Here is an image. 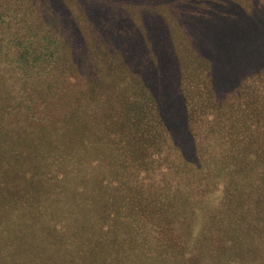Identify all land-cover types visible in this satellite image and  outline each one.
Masks as SVG:
<instances>
[{
	"label": "trees",
	"instance_id": "trees-1",
	"mask_svg": "<svg viewBox=\"0 0 264 264\" xmlns=\"http://www.w3.org/2000/svg\"><path fill=\"white\" fill-rule=\"evenodd\" d=\"M198 1L72 30L51 0H0V264H264V0ZM151 30L183 68L162 111L109 60L123 37L156 55ZM80 32L104 63L75 66Z\"/></svg>",
	"mask_w": 264,
	"mask_h": 264
},
{
	"label": "rangeland",
	"instance_id": "rangeland-1",
	"mask_svg": "<svg viewBox=\"0 0 264 264\" xmlns=\"http://www.w3.org/2000/svg\"><path fill=\"white\" fill-rule=\"evenodd\" d=\"M52 4L54 5L55 9L59 11L61 14V18L64 21V24L69 27L71 26L72 30L77 29V25L75 23L78 22V20L84 19V18H91V19H105L110 18L109 14L110 11H116L113 7L109 5L110 3H115L118 5V0H51ZM128 1V0H127ZM134 1V0H133ZM196 4L191 3L186 6L179 5L175 3V7L173 8L174 11H184V10H190L194 9L196 11H204L205 8L201 5V3L198 0H194ZM97 2V3H95ZM180 3V2H177ZM181 4V3H180ZM80 5L86 9L82 12L80 9ZM123 9L126 10V12L129 14L130 19L138 25L141 21V18L143 17V14L146 13L145 10H142V8H133L129 3H123L122 6ZM114 13V12H113ZM148 16V15H146ZM145 16V17H146ZM190 15H186L188 18ZM99 20V21H100ZM192 26H197L199 23H196L197 20L193 19L192 17H189L187 19ZM122 21L120 19H117L115 24L117 26L122 25ZM126 26L128 23H126ZM157 29H163L162 25H159ZM88 31V29H87ZM155 30H151L152 34V41L157 45L156 48V55H152L151 50L148 52L147 57L141 56L146 50V47H142L141 50L137 53L136 47L138 45V40H135L134 38H131L130 40L126 39V37H123L121 39H118L116 42L117 47L111 48V54L109 56L110 62H114L116 64H119L120 62L127 60L132 63L133 59H135V65L136 68H132V74L133 71H137L140 87L142 88V91L145 92V96H147V93L149 91L154 92V101L152 103L146 102L145 99H141L140 97V103L143 107H148V105L152 108L158 109V110H164L165 109V103L160 100V97H165V93L167 91H171V94H175L177 92L179 87V81H181V73L179 71H182L183 68L181 67V64L173 61L174 59L171 58L168 55V52L166 48L168 45L167 43L163 42L162 37H164V33L161 31L154 32ZM77 32V30H76ZM130 38V37H129ZM88 38L86 33L80 32L75 38L71 39V49H72V59L74 61L75 66H79L85 61H89L90 65H94L97 61L91 60L93 58H97L99 61H103L104 63V45L100 44V48H96L97 43L95 42L96 39L94 38ZM126 45V46H125ZM126 48V49H125ZM145 48V49H144ZM91 50H94V52H90ZM126 50V52H125ZM148 51V49H147ZM71 52V50H70ZM133 53L135 56H133ZM140 53V54H139ZM70 57V60H71ZM108 60V61H109ZM129 62V63H130ZM139 64V65H138ZM142 65V68L139 67ZM157 69V70H154ZM134 75V74H133ZM172 97H174L172 95ZM177 109H179L176 118L173 122H171L172 127L177 128V120L178 116L181 112V106L180 104H177ZM64 111H58L55 114L58 116H61L60 113ZM151 119L156 122L160 127L162 124L158 122V117L152 113ZM49 120H54V118H48ZM66 120V119H65ZM55 121V120H54ZM74 127L78 130L83 129L86 127V124L83 120L78 121L77 119H73ZM66 124H70V121L65 122ZM58 127V126H57ZM32 137L33 134H30ZM157 149V148H155Z\"/></svg>",
	"mask_w": 264,
	"mask_h": 264
}]
</instances>
